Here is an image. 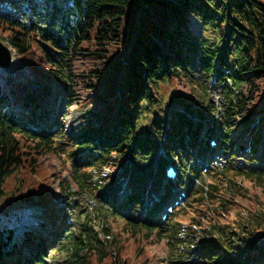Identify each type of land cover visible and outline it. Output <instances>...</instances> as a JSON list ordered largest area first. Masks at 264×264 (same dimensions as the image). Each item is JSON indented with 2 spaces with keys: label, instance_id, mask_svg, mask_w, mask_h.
Here are the masks:
<instances>
[{
  "label": "trees",
  "instance_id": "1",
  "mask_svg": "<svg viewBox=\"0 0 264 264\" xmlns=\"http://www.w3.org/2000/svg\"><path fill=\"white\" fill-rule=\"evenodd\" d=\"M190 18L200 23L198 38ZM0 42L14 62L0 66V196L9 194L14 205L0 213V264H125L121 255L135 249L136 233L156 242L166 238L169 248L176 246L168 264H187L194 249L210 264H264V204L240 212L241 223L230 229L216 215L218 206L244 195L237 177L261 182L264 172L221 177L217 169L210 170L205 195L195 189L193 205L184 212L176 208L161 227L100 206L102 226L96 230L89 212L80 214L82 199L108 183L124 161L151 154L165 120L169 144L195 137L185 113L198 116L201 98H206L203 82L188 74L196 52L206 74L221 61L224 48L228 54L226 134L240 114L255 121L256 135L264 137V0H0ZM28 78L42 87L34 96L26 88ZM59 101L82 109L84 116L63 145L52 133L61 127L52 132L40 127L53 117ZM175 101L182 112L167 111ZM95 138L103 146L96 180L89 166L65 158L73 149L91 147ZM39 156L55 157L68 168L77 191L74 201L51 160ZM246 197L251 199L248 190ZM55 200L56 209L49 206ZM33 204L42 205L47 221L38 220L40 229H25L19 241L12 240L22 211ZM68 210L73 228L66 220ZM188 213L187 222L178 217ZM247 224L248 231L239 232ZM196 227L208 234L199 237L207 244L190 238ZM62 230L65 238L58 241ZM221 232H228L229 240ZM55 251L62 256L59 262L43 259Z\"/></svg>",
  "mask_w": 264,
  "mask_h": 264
},
{
  "label": "rangeland",
  "instance_id": "2",
  "mask_svg": "<svg viewBox=\"0 0 264 264\" xmlns=\"http://www.w3.org/2000/svg\"><path fill=\"white\" fill-rule=\"evenodd\" d=\"M190 21H191L190 22L191 28H192L196 38H198V36L200 35V31H201L200 23L198 20H196L194 18H190ZM198 43H199V41L196 44H198ZM193 55L197 59H199L197 53H194ZM227 61H228V54L225 53L223 55V61L222 62L217 61L214 63V69H213V72L211 74L207 75L206 73H203V71L200 67H198L197 69H194L192 67V65H191V69L190 70L188 69V74L191 76L193 75V78L195 80H199V81L201 80L203 82V86H204V90H205L206 94L210 95V91H209L211 89L210 83H212V82H210V80H211L212 76H214L216 71L218 70L219 66H220V70H223L226 67H228ZM13 65H14V62L12 61L10 66H13ZM224 76H225V74L220 75L219 80L217 81V83H215L216 89L212 93V95H210V99L212 100L211 102H213L215 104V107H216V115H215L214 119L212 117V120H216V118H217L221 121V124L217 125V130H218V132H221V133H223V131L227 132V130H228V126L225 127L222 117L224 116V112H226V109H225V103L226 102H225V94H224L225 85L228 87L231 86V82H229L226 79V77H224ZM226 76H228V78H230L229 73H226ZM27 89L29 91H31L32 93H34L35 91L42 89V87L40 84H38V86H37L33 79H28L27 80ZM221 103L223 104V106H221ZM171 106H172L171 108H175V109L181 108L180 107L181 104L179 102H176V101L173 102ZM161 109L162 108H160L159 110H161ZM171 112H175V111L172 110ZM239 116H240V114L236 115L235 117H233V119H231L233 125H231V128H232L231 131L230 130L228 131V135L231 134L232 139L230 142L228 140V142L226 144V145H229V147H226V145H225V147L227 149L226 148L223 149L222 148L223 143L218 141L220 143L219 147H221L222 150L224 151V153L221 151V155L219 157L221 164H216L212 160L211 163L209 164L210 166L207 167L205 171H203V169L200 168V169H197V171H195L196 173H194V175H193L194 171L192 170V168H190V169L188 168L189 165L190 166L192 165L193 167L195 165L193 162V158L190 154V152L192 150L189 148L183 149V150H185L183 152H185V153L188 152V153H187L186 158L184 157L185 154L182 153L183 158L186 161V165H185V168L183 167L182 173L184 176H186L188 173H191L190 174L191 179L188 178V184H190L191 187L188 190L186 196L184 197V200H182L178 204L174 205L171 208L170 212L165 216V218L162 222L167 221L173 215V212L176 208H181L182 209L181 212H184L185 210H187V208L189 206H192L194 201L191 199V195L195 189H198L200 187V191H201L202 195H205L206 189H207L208 172L212 169H217V172H218V174H220L221 177L222 176H233L235 174L245 175L244 173H247V175L253 176L254 172H264V168L258 169L256 167H253L256 164L260 165V163L261 164L264 163V156L261 159L259 157H257V155L260 154L261 151L257 155L255 154L260 149V142H264L263 141L264 137H256L255 136V138H254L253 130H254V126H256L255 121L246 120L244 118L239 119ZM82 118H83V110L82 109H79V108L77 109V107L73 104L70 106H66V104H64L62 101H59L56 105L55 114L53 115V117L51 119L48 120L49 123H48V125H47L48 127L46 129H52V127H56L57 124L59 122H61V124H62V126H61L62 130L61 131L64 133L65 136H61V134H62L61 131L56 132V133L52 132V133L55 135L56 141L60 145H63L65 142L64 138H67L70 133L73 134V133L77 132L75 129L81 123ZM201 119L202 118H200V120ZM194 127L196 128L197 126H194ZM167 129H168V126L164 129L160 130L159 138H161V136L163 134L166 136ZM210 129L215 130V128L212 126V124L210 125ZM208 134H212L210 130H207V135L205 137H207ZM233 134H235V136ZM181 139H184V137H182ZM96 140H97V138L94 139V143L90 144L91 147H89V148H82L81 150L73 149V154H71V156L65 155V158L68 159V162L70 161V158H72V160H74V163L77 166H89V176L94 177L95 180L98 178V176L101 175V174H99L100 169H99L98 164L100 163V159L98 157V154H99V151H101L103 148V146L96 148L97 143H98V141L96 142ZM162 140L160 141V143H158L156 148H160L161 153L166 158H167V152L172 151L173 152V159L176 162H178V159H177L176 154L173 150V147L176 146V147L181 148L183 144H178V145H175V144L172 145L171 144V147L169 149H167V147L164 144V141L162 142ZM204 140L205 139H203V142H204ZM239 141L243 144V150L244 149H245V151L250 150V151H248L250 153H248V152L240 153V152L235 151V148H236L235 143L239 142ZM176 153L180 155V153L178 151ZM154 155H155V152L153 153V156H150L146 162H144L143 164L137 165V170L138 171L141 170L147 176L149 174L150 164L154 161V158H156V156H154ZM164 156H162V157H164ZM151 157H153V158H151ZM43 158L51 160V164L54 166L55 172L60 175V177L62 178V180L65 183H67L68 190H69V196L74 201L77 197V195H76L77 191H76L75 185L72 182H70V180H69L68 168H66L55 157L51 158L49 156L48 157L39 156V160L43 161ZM103 160H106V159L104 158ZM216 161H218V160H216ZM124 162H126V161H124ZM124 162L122 163V166L125 165ZM92 163H93V166H91ZM238 163H240V165H242V167L238 168L236 166ZM249 167L253 168V169L248 170V169H250ZM101 170L104 171V170H106V168L101 169ZM159 170H160V165H158V172H159ZM187 170H189V171L187 172ZM127 172H128L127 168L126 169H125V167L122 168L120 170V172H118L115 175L116 181H117L116 183L115 182H113L111 184L106 183L105 185H103L99 189L89 192L80 202V205L82 206V211L80 214H83L85 211H88L89 212L88 219L91 220V222L93 224L92 226L96 230H100V228L102 226V222L98 219V217H100L98 210H100L102 208V206H104V204H103L104 192H106V189L110 192V189H113V187L116 184L120 183L122 178H125V176L127 175ZM217 177H218V175H217ZM236 182L239 184L242 183V185L245 187L244 195L236 196L234 199H232V201L227 200L222 206L217 207V214H216L217 219L220 222H225L224 226L226 229H230L231 226L233 225V223L234 224H240L241 223V220L237 217V215L240 212H242L243 210L255 208L257 206L264 204V190L261 191V188L264 189V181L257 182V181H251L248 178L240 179L239 177H237ZM5 184H6V187L8 188V186L10 185V181L6 180ZM178 184L183 186L179 182H178ZM261 184H263L262 187H261ZM103 187H104V189H102ZM247 190L251 193V199L246 197ZM97 193H99V194H97ZM149 194L154 195L155 192L151 190L149 192ZM57 198H58V195H57ZM10 201H11V199L9 197V194L5 193V194L0 196V213L4 210H7L8 208L14 207V205H12V203H10ZM108 204L109 203H106L105 206H108ZM145 204H146V202L143 203V208H144ZM41 206L42 205H35V204L29 205L22 211V214L18 218V225H17V227L14 228V231L12 233V237H11L12 240L19 241L20 237L22 235V231L25 229H29V228L40 229V226H38V223H37L38 220L47 221V218L45 217L44 213H42ZM100 206H101V208H100ZM120 208L123 209L122 207H120ZM120 208H118V210H116L114 208L112 209L109 207L106 209L110 212H114L116 215H119L121 217L132 215V216H129L132 219L150 220L149 222H152V223H155L158 225V222H156L155 219H156V217L158 219V214H161V213H159L160 211L156 214V217H155V215H153V212H150L149 215H144V216L139 215L138 212L141 210V206H139V204L128 205V206L126 205V207H124V211H121ZM143 208H142V210H143ZM95 210H97L98 212H95ZM254 214L258 215L260 213L258 210H255ZM189 215L190 214L188 213L185 218L181 215H179L178 217L181 220L187 222L190 220V219H188ZM5 216H6V214L3 216V218ZM66 220L70 224V228H73V226L71 225L73 222V217L71 216L69 210H68V215H67ZM74 223H75V221H74ZM253 224L255 225V223H253ZM249 226H250L249 224L244 225L241 228H239L238 230H239V232H247L249 229L248 228ZM200 228L201 227H196L195 231L193 232V236H190V238L193 241H195L194 244H198V242L202 239V238L199 239L200 236L205 237L208 235L204 231H202ZM129 233L130 232H126L123 234L121 233V237L126 238ZM60 234H61V238L58 241H61L65 238L63 230L60 231ZM219 235L221 237L227 236V237H225V240H229L228 236H230V235L228 232H223V233L221 232ZM134 238L136 241L135 249L130 251L129 256L123 255V254L121 255V260L125 264H168L169 260L174 261L175 258L173 256L177 252L176 246H174L175 249L169 248L167 246V242H166L167 239L166 238H164L163 240L161 239V242H156L153 239L146 240L145 238H142L140 233L134 234ZM201 241H203L202 243L207 244L206 240H201ZM194 244H193V246H194ZM193 246H191V247H193ZM193 248H190V250ZM58 253L59 252H57V251H55L53 253L46 252L45 255L43 256V259L45 261H53L55 259V260H57V262H59L62 259V256L59 255ZM196 257H199V259L197 261L194 260ZM202 257H203V255H201V257H200L198 252L195 251V253L194 252H192L191 254L188 253L187 257L185 258L184 261L187 264H210L209 262H206V260H202ZM106 264H109V262L107 261ZM171 264H174V263H171Z\"/></svg>",
  "mask_w": 264,
  "mask_h": 264
},
{
  "label": "bare ground",
  "instance_id": "3",
  "mask_svg": "<svg viewBox=\"0 0 264 264\" xmlns=\"http://www.w3.org/2000/svg\"><path fill=\"white\" fill-rule=\"evenodd\" d=\"M199 61L198 62H192V67L194 69L199 67ZM220 78V70H217L215 73V83H217V81ZM215 83L212 84L211 86V90H210V95H212V93L215 91L216 86ZM28 93L31 96H34L36 94V91L34 93H32L31 91H28ZM210 95L207 94L206 98H201V107L202 110H206L207 111V119L206 122H210L212 124V126L215 128L214 130V134L217 135V133L219 134V136H221L222 138H228L229 142L231 141V137L232 135H227L225 133H221L218 132L217 130V125L221 124V121L219 119L216 118V120L213 122L211 121V117H215L216 115V107L215 104L211 101H209ZM206 100V101H205ZM240 119H243L242 116H240ZM84 120V116L82 118L81 123L78 125V127L75 129L76 131H78L79 126H81L82 122ZM197 123V122H196ZM48 122L45 123H41L40 127L43 129H46L48 126ZM50 126V125H49ZM62 124L61 122H59L57 124L56 127H52V130H56L59 127H61ZM51 130V129H49ZM254 132V138L256 136L255 131ZM77 135H79L80 137H83L84 134H82L81 132H78ZM235 136V134H233ZM234 140V139H233ZM237 140V139H236ZM166 141V139H164V142ZM264 141V139H263ZM192 145H193V150L195 151H199L202 147H204V144L202 143V137L198 136V137H194L192 139ZM188 143V141H187ZM236 148L235 151L240 152V153H244L243 150V144L239 141L236 142ZM235 146V145H234ZM201 147V148H200ZM226 147H229V145H226ZM264 150V142H260V149L257 153H255L256 155L260 152ZM190 154H192V152H190ZM148 156L144 157V158H138V159H134L130 162V166L125 165V169H128L126 180L124 183V186L121 190V192H119V183L116 184L113 189H110V192L106 189V192H104V198H103V204L105 205L106 203H109L108 206L118 210V208L122 207L123 209L120 208L121 211H124V207H126V205H135V204H139V206H141V210L138 212L139 215H149L150 212H153V215H155L158 211H160L161 206L163 204H166V198H165V194L167 193V187H168V182L169 179L167 180H163L162 182H160L161 178L158 174V165L161 161H163L165 159V157H158V158H154V161L150 164L149 167V174L146 176L141 170L138 171L137 170V165L143 164L144 162H146L148 160ZM254 167L256 168H264V163H260V165H254ZM120 172V170H119ZM113 182H117L116 181V177L115 174H111L108 177V184H111ZM107 184V185H108ZM107 188V187H106ZM154 191L155 194L157 195V193L159 191H162V194L160 196H157L156 199H152L151 196H149V192L150 191ZM168 194V193H167ZM166 194V195H167ZM148 196V197H147ZM146 202V204L144 205L143 208V203ZM58 202L52 201L49 206L51 208H57ZM143 208V210H142ZM46 217V216H45ZM48 218V216L46 217ZM196 249H194V253H195Z\"/></svg>",
  "mask_w": 264,
  "mask_h": 264
},
{
  "label": "water",
  "instance_id": "4",
  "mask_svg": "<svg viewBox=\"0 0 264 264\" xmlns=\"http://www.w3.org/2000/svg\"><path fill=\"white\" fill-rule=\"evenodd\" d=\"M10 60L9 50L0 42V66H8L10 64Z\"/></svg>",
  "mask_w": 264,
  "mask_h": 264
}]
</instances>
